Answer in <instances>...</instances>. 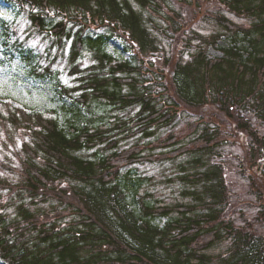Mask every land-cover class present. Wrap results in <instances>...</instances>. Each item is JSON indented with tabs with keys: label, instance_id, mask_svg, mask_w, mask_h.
Masks as SVG:
<instances>
[{
	"label": "trees",
	"instance_id": "1",
	"mask_svg": "<svg viewBox=\"0 0 264 264\" xmlns=\"http://www.w3.org/2000/svg\"><path fill=\"white\" fill-rule=\"evenodd\" d=\"M12 1L52 46L69 44L78 85L63 92L77 109L71 131L56 117L9 115L31 130L32 144L9 203L0 199V211L13 207L0 212V264H264V234L229 211L221 161L228 139H246L240 163L262 200L264 131L254 122L264 126V0H215L214 31L194 32L171 55L162 38L182 31L180 7L206 0ZM115 36L129 59L107 52ZM211 46L220 56H209ZM86 54L92 62L81 67ZM205 106L217 112L199 114ZM157 148L181 160L173 204L155 197L152 178L137 170ZM255 222L264 226L262 207Z\"/></svg>",
	"mask_w": 264,
	"mask_h": 264
},
{
	"label": "rangeland",
	"instance_id": "2",
	"mask_svg": "<svg viewBox=\"0 0 264 264\" xmlns=\"http://www.w3.org/2000/svg\"><path fill=\"white\" fill-rule=\"evenodd\" d=\"M180 9L182 31L173 39L162 38L163 47L170 55L172 51L173 54L175 53L182 40L194 37V32L208 36L214 31L215 24L208 14L218 11L219 5L215 0H206L200 7L190 4ZM234 19L244 23L242 19ZM1 23L5 24L6 29H1ZM3 35L7 44L3 43ZM195 43L196 40H190V44ZM227 43L228 39L224 37L218 41L220 46H226ZM106 50L117 60L129 59L132 55L127 43L119 36L109 40ZM68 52L69 44L60 51L52 46L49 40L34 32L24 11L19 10L12 0H0V182L5 183L0 185V199L4 204L9 203V198L14 193L10 185L19 182L18 170L25 156L24 146L32 144L31 130L24 123L12 122L9 115L18 116L16 111L22 109L25 113L56 117L62 127L71 131L70 124L75 120L73 108H76V103L71 101L68 93L63 92V88L70 89L78 85V80L77 75L69 71ZM182 52L184 54L183 50ZM208 54L210 57L220 56L219 50L212 46L208 48ZM82 61L81 67H87L92 59L86 54ZM45 68L48 69L47 72ZM69 94L73 95L77 92ZM91 108L95 114L103 112L96 105ZM79 110L83 112L80 106ZM197 112L205 115L217 111L212 106H205ZM197 112L185 110L189 115ZM183 125L184 123L178 129ZM254 125L259 131H264V126H260L257 122H254ZM221 151L226 183L232 194L230 213L238 222L242 221L243 217L253 220L256 230L264 234V226L255 222L259 208L264 209V186H261L262 190H260L262 200L258 202L256 199L259 190L254 192L253 178L240 163L247 151L246 139L234 140L231 137ZM146 152L152 154V157L136 166L142 176L152 178L153 182L148 185V190L162 202L176 203L180 200V186L172 178L178 172L181 160H165L158 148L153 151L147 149ZM247 167L249 168V165ZM253 170L258 169L254 166ZM3 210L0 212L11 214L13 207L6 205ZM163 221L159 224L161 225Z\"/></svg>",
	"mask_w": 264,
	"mask_h": 264
}]
</instances>
